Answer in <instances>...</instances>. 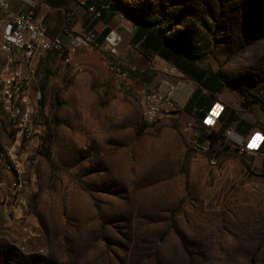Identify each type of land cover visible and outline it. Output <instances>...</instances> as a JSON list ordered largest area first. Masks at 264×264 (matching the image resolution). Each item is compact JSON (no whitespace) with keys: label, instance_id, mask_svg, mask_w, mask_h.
Instances as JSON below:
<instances>
[{"label":"rangeland","instance_id":"1","mask_svg":"<svg viewBox=\"0 0 264 264\" xmlns=\"http://www.w3.org/2000/svg\"><path fill=\"white\" fill-rule=\"evenodd\" d=\"M149 4L145 15L167 36L192 40L199 67L223 74L222 91L202 100L227 109L224 122L187 111L199 84L167 52L151 89L184 82L191 91L152 125L141 119L139 84L103 92L109 82L67 65L57 76L40 60L32 90L46 142L21 209L0 173V264H264V0ZM12 140L0 113V145Z\"/></svg>","mask_w":264,"mask_h":264},{"label":"built area","instance_id":"2","mask_svg":"<svg viewBox=\"0 0 264 264\" xmlns=\"http://www.w3.org/2000/svg\"><path fill=\"white\" fill-rule=\"evenodd\" d=\"M20 1L29 7L37 2ZM74 1L84 5V0ZM154 1L93 0L86 12L91 21L98 20L102 12L108 13L110 4H116L121 10L124 6L144 13L145 5ZM60 32L66 38L65 43L60 37L47 34L46 27L32 10L18 13L10 8L8 0H0V113L13 134L9 144L0 145V173L10 178L16 209H21L34 191L35 178L26 174L28 169L37 166L46 142V127L37 107L41 91L34 92L32 86L37 83V64L48 53L57 54L64 65L71 64L73 56L83 49L104 56L108 71L116 82L140 85L141 119L146 125L169 118L186 97L185 91L175 89L176 92L167 93L166 85L164 89L153 90L130 76L122 67L119 50L122 37L117 29L108 31L101 39L93 30L73 31L67 25ZM177 85L189 87L184 82ZM220 112V109L209 110L204 123L216 122ZM230 134V130H225L224 135ZM256 140L252 144L258 147L261 140Z\"/></svg>","mask_w":264,"mask_h":264},{"label":"crops","instance_id":"3","mask_svg":"<svg viewBox=\"0 0 264 264\" xmlns=\"http://www.w3.org/2000/svg\"><path fill=\"white\" fill-rule=\"evenodd\" d=\"M8 1L10 8L15 12L23 13L27 10H32L35 17L39 18L42 21V24L46 27L47 34L60 37L63 43L66 42V38L61 34L60 30L64 25L69 26L73 31L93 30L100 39L107 33V31L117 29L122 37L119 50L122 57L123 69H125V71L136 81L140 82L138 77L140 76L141 79H144L140 83H145L149 87H151V83L148 80L152 77V72H157L159 68H166V65L163 64L165 62H163L157 53L151 54L144 51L140 47V44L137 41H134L135 27L132 24L131 19L119 8L116 12H111V14L102 12L98 20L91 21L87 15L86 7L91 5L93 0H84V5H81L74 0H37V2L33 3L30 7L22 3L20 0ZM109 3L110 2H108V4ZM113 5L116 6V4ZM124 30L127 32L133 31L131 38L126 35V40V36L124 37ZM54 54L55 53H48L41 61H43L45 67L54 70L57 76H59L64 72V64L60 62L62 66H57V63H52V60L55 57H59L57 54ZM196 59L197 58L193 59V62L199 67ZM67 66L72 72L77 71L87 74L91 83H93V81L96 84L109 82V84L102 87L103 92L105 88H114L118 83L109 73L104 62V56L97 52L87 49L80 50L75 56H73L71 64ZM173 68L177 73H181L187 78L192 79L174 65ZM199 68L203 69L201 67ZM133 86L135 85L133 84ZM211 109H220L221 112L218 115L217 122L223 123L227 109H224L223 106L218 103L212 104L209 110ZM209 110H207V112ZM256 142L257 140H254L253 143Z\"/></svg>","mask_w":264,"mask_h":264},{"label":"trees","instance_id":"4","mask_svg":"<svg viewBox=\"0 0 264 264\" xmlns=\"http://www.w3.org/2000/svg\"><path fill=\"white\" fill-rule=\"evenodd\" d=\"M122 8L127 12L128 15L126 12L125 14L131 19L135 27L134 41H137L144 51L157 53L160 58H164L161 53L167 52V54L171 56L172 64L199 84V87L190 96L186 107L187 111L194 113L199 121L203 120L205 113L209 110L213 102H203L202 93L203 91L210 93L221 92L224 83L227 82L223 74L197 67L193 59L201 56L192 47L194 45H192V40L185 37L184 40L181 41L175 36H167V33L164 32L161 27V19L151 18L146 16L145 13H140L124 6H122ZM108 13L111 14L110 11ZM230 85L240 90L249 103H257L259 101L256 97H253L252 100H248V95L250 94L245 88L234 83H230ZM208 139L211 144L215 141V138L211 136H208Z\"/></svg>","mask_w":264,"mask_h":264},{"label":"bare ground","instance_id":"5","mask_svg":"<svg viewBox=\"0 0 264 264\" xmlns=\"http://www.w3.org/2000/svg\"><path fill=\"white\" fill-rule=\"evenodd\" d=\"M180 86V88L179 89H181V91H185V94L187 95L188 94V92H190L191 91V87H187V88H185L186 86H184V85H179ZM178 86V87H179ZM166 89H172L170 86H166V88H165V90ZM174 89V88H173ZM176 89H178V88H176ZM178 89V90H179ZM173 97L174 98H176L174 95H173ZM211 115H212V113H210ZM214 124V123H213Z\"/></svg>","mask_w":264,"mask_h":264},{"label":"water","instance_id":"6","mask_svg":"<svg viewBox=\"0 0 264 264\" xmlns=\"http://www.w3.org/2000/svg\"><path fill=\"white\" fill-rule=\"evenodd\" d=\"M117 9H118V7L117 6H114L113 4H110L109 6H108V10L110 11V12H116L117 11Z\"/></svg>","mask_w":264,"mask_h":264}]
</instances>
